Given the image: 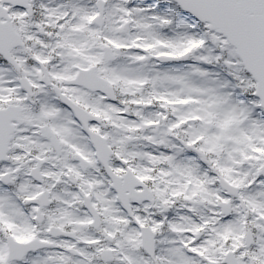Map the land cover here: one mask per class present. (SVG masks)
I'll return each instance as SVG.
<instances>
[{
  "label": "snow or ice",
  "instance_id": "snow-or-ice-1",
  "mask_svg": "<svg viewBox=\"0 0 264 264\" xmlns=\"http://www.w3.org/2000/svg\"><path fill=\"white\" fill-rule=\"evenodd\" d=\"M0 264H264V0H0Z\"/></svg>",
  "mask_w": 264,
  "mask_h": 264
}]
</instances>
